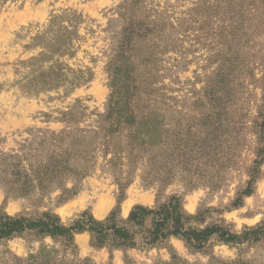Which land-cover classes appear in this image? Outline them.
Masks as SVG:
<instances>
[{
	"label": "rangeland",
	"instance_id": "obj_1",
	"mask_svg": "<svg viewBox=\"0 0 264 264\" xmlns=\"http://www.w3.org/2000/svg\"><path fill=\"white\" fill-rule=\"evenodd\" d=\"M172 198L239 240L147 246L130 214ZM0 215L136 234L26 231L0 264H264V0H0Z\"/></svg>",
	"mask_w": 264,
	"mask_h": 264
},
{
	"label": "trees",
	"instance_id": "obj_2",
	"mask_svg": "<svg viewBox=\"0 0 264 264\" xmlns=\"http://www.w3.org/2000/svg\"><path fill=\"white\" fill-rule=\"evenodd\" d=\"M251 182L243 195H249ZM151 218L152 228L148 231L144 239L147 246H155L167 237L182 239L187 244H194L195 249H201L209 237L219 233V238L224 243L236 242V236L228 235L220 229H205L197 232L185 228L179 199L172 198L157 210H148L142 207L136 208L129 216L128 222L131 227H143L145 221ZM96 223L93 219L81 217L78 221L67 226L52 216L46 215L42 219L31 221L23 219H11L0 215V240L7 239L14 235L22 234L26 231H35L39 235H47L53 238L72 237L75 233L88 232L94 245L100 247L109 239L126 247L135 246V233L130 232L125 227L116 226L115 223ZM173 257V263L177 264Z\"/></svg>",
	"mask_w": 264,
	"mask_h": 264
}]
</instances>
